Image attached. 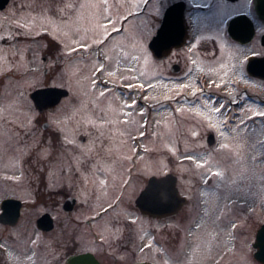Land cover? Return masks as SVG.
Returning a JSON list of instances; mask_svg holds the SVG:
<instances>
[{
  "label": "flooded vegetation",
  "instance_id": "af4514ba",
  "mask_svg": "<svg viewBox=\"0 0 264 264\" xmlns=\"http://www.w3.org/2000/svg\"><path fill=\"white\" fill-rule=\"evenodd\" d=\"M30 1L24 0V3L21 4L23 9H26L25 18H27L28 23L26 28L18 26L22 23L19 22L21 21L20 19H15V15L11 16L10 14V16L3 19L4 21L11 20L14 23V30L11 32L12 34L4 32L0 33V36L11 35V37H16V39L10 40V38L0 42V49L4 48L5 45L10 47V49L13 47L10 57L3 56L5 52L3 54L0 52V56L4 60L7 58L9 62L13 63L10 69L3 70L0 62V95L2 94L1 85L8 84L6 76H9L11 77L9 78L11 82L9 81L10 84L8 85L14 86L16 91L14 94L11 92L10 96H16L18 99L26 101L30 98L32 102L33 92L26 84L27 77H30L33 68V44H31L33 35L31 34L32 19L30 14L33 13V9L32 7L24 6L30 4ZM123 1L124 3H116V0H108L107 8H111V5L115 6L116 10H118L117 15L133 13L129 17V21L123 24L122 34H113L115 39L109 38L105 42L106 48L104 45H99V47L105 48V53L110 58L108 60L96 55L98 46L92 43L97 38V35L100 34L96 29L101 24L102 18H98L96 13L103 11L102 0H71L76 5L75 9H68L64 13H53L44 9V13L46 10L48 15L46 21L51 28L45 31L41 30L42 33L39 36H35L39 37L38 40H43L44 51L40 58L37 57V61L42 63L43 74L47 76L50 68H56L59 81L66 80L69 83L66 87L63 85V87L68 89L69 93L67 95L64 94L58 102L57 107L63 106V109L56 113L57 118L64 121L62 127L65 128L70 138H73L85 151L92 137L81 136L82 134H80V125L78 123L80 115L79 102L86 96L83 89L76 92L75 83L72 88L69 86L75 80L72 72L74 67H79L82 63H88L94 67H92L89 77L90 90L92 91L90 95L96 94L98 98L88 100L90 104L93 103L92 105L95 106V109L90 111L91 120L97 121L96 118L98 119L100 113L97 111H101L104 117L98 122L106 121V117L112 115L109 114L110 110L113 109L110 113L116 115L117 104H123V102L124 104H131L133 100L136 101V106L129 109L132 115L125 119L121 118L122 122L128 121V123L123 122L125 136L122 138L130 136L129 145L125 144L126 141L120 144V151L124 154L120 157L125 160L123 162L125 167L123 168V164L121 165L123 173H116V169L112 166L114 158L87 156L89 155L88 153L87 155L81 153L80 166L73 159L71 151L61 149L59 144L56 143L55 137L57 133L52 132L51 127H49L48 131L44 130L45 124L50 125L48 120L43 122L40 136L47 138L51 135L55 147L50 150L51 155L47 159L38 156L35 151H29L24 146V143L20 141H12L8 146H0L1 150L7 148L6 151L9 154L7 157L0 156V241L7 246L4 254L0 255V264H66L70 256L79 254L80 242L78 241L77 233L74 235V232L69 229L72 227L71 224H78L77 217L79 214L76 211V207L79 195L85 193L91 197L95 196L97 192H101L104 195L117 193L120 197H124L130 187L129 181L139 175L138 169L142 166L144 159V157L140 156L141 153L147 152L148 144L153 139V141L156 139V124L151 119L155 118L156 113H159L162 110L161 108L164 107L163 109H168L170 113L168 119L176 122L179 119L178 117L184 118L186 116V113L183 112L187 111V107H192L196 99L201 95L197 93V96L194 97L191 89H181L179 88L180 84L202 86L204 96L208 95L209 88L220 85L217 87L218 91H216L217 99L220 101L227 102L244 94V99L249 104H256L258 100H261L262 104H264V95L257 100V97L262 96V94L257 93L258 87L256 84L264 82V20L260 18L257 8L258 3H256L258 0H219L220 7L216 9L215 16L210 14V9L214 3H217V0H147L146 3L145 0H130V3L128 0ZM154 1H156V12H153L152 15L156 16L154 17L156 20V57L151 49L148 51L149 53L145 52L142 29L136 28L131 24L134 20L137 23L138 18H142V15H144L147 6ZM10 2L11 0H9ZM16 3H20L19 0ZM8 4L3 9H6ZM119 4L122 5L121 8ZM206 4L208 5L207 7H205ZM97 5H99L98 9L95 7ZM171 7L173 9L170 21L172 26H176V29H163L166 14ZM3 9L0 8V10ZM228 13H232L231 18L224 23H220V18ZM241 16L244 18L242 22L236 24L235 28L231 30L232 20ZM116 27H121V25L116 24ZM248 27H253V31L244 35V41L240 40V37L237 38V35L244 33V31L246 32ZM168 33H172L174 39L170 38L167 35ZM7 42L10 45H7ZM79 43H88L92 47L88 51H71L73 47L79 48ZM169 43H172L171 46ZM139 50H142L141 53L147 56V60L142 59L141 65H139V61H133L130 65H127L125 62L126 57L123 53H127V57H131L135 56ZM101 62L104 63L106 71L103 75H96L97 83L93 88V73ZM154 64L156 68L151 67ZM129 67H132L134 71H127L126 69ZM146 68L148 69L147 73ZM107 71H114L115 75L109 77ZM83 76L82 74L79 79ZM87 77L84 76L81 80H87ZM121 77H128V79H121ZM132 77H136V79ZM155 79L156 83L154 82ZM244 79L252 82L246 84L243 82ZM145 81H149L146 84L154 83V87L161 83L172 84L177 88L178 92L170 94L169 97H174L173 99H164L165 102L159 99L150 104V101L145 99L146 93L154 87L129 89L125 86L129 83L145 84ZM213 81L215 83H211ZM76 83L79 84L80 81ZM46 86L48 85L46 84ZM105 89L108 90L106 95L100 97L99 92ZM240 90L244 92L241 93ZM213 92L212 90L209 93L212 94ZM21 93L23 94L22 96L20 95ZM104 104L107 110L109 107V112H106L107 110H105L104 106L103 108L101 107ZM144 108H146L147 112L143 110ZM178 108H183L184 110L177 111ZM141 110L144 112L143 115H139ZM236 110V107L233 106L232 111L235 112ZM45 111H48V109L39 110L40 113ZM138 116L142 119H133V117ZM217 116L222 119L221 114H217ZM228 119L231 121V113L228 114ZM142 123L146 125L143 128L141 127ZM31 127V125H28L26 131ZM93 128L95 129L93 131L96 138L102 137L99 140H104L99 149L105 150V152L110 151L111 149L108 147L110 142H108L107 138L109 134H106L107 136L105 134H102L103 136L97 135L99 132L106 133L104 124L101 123L98 127L96 125ZM208 131L212 133V138H214V142L210 145L216 144L217 137L213 133L217 130L211 128ZM140 132H144L142 137ZM150 138L153 139L149 141L148 139ZM116 158L119 159L118 157ZM7 171H16V176L9 175ZM175 175L178 177L177 187L180 195L186 201L175 215L169 216V219H176L178 216L185 219L188 223L185 228L187 232V229L190 230L188 226L192 220L197 218L199 212H201L206 199L203 198L205 195H202L199 187L189 189L186 193L182 189L183 187L180 186L179 176ZM16 177L18 178L16 179ZM139 177L142 178V176ZM146 178H143V180H146ZM150 178H147L145 185L142 180L143 186L139 189L140 193L146 187ZM136 199L129 201L128 204L127 202L124 203L125 206L123 207L124 212L130 211L132 214L137 215L134 223L132 222L133 219L127 221L134 226L128 238H134V240L131 244L127 243L124 246L132 254V261L126 262V264H132L133 262L160 264L153 260L154 257L151 259V255L147 256L146 259L138 257L141 252L140 249L144 247V245L140 246L138 238L141 237L140 234L144 231L146 219H151L155 223L165 219L145 216L137 206ZM123 200L124 198L114 200L113 203L109 204L112 205L111 208L107 205L104 208L108 209L107 212H103L100 209L97 216L99 220L107 221L111 217L110 215H113V212L120 208L119 206ZM193 200L194 207L190 205L189 210L186 211L184 208L188 207ZM208 200L212 205L210 199ZM254 202L255 198L253 202L249 200L250 208L247 210L243 208L247 217L242 216L239 206L231 204L230 208H226L229 205L221 206L220 204L213 211L208 210L206 218L213 227L216 223H218L216 225H221L222 227L230 224L226 228L228 229V237L230 240L234 238L232 242L233 244L236 243L235 245L238 247L239 242L237 243L235 236L239 234L241 229L240 220L244 218L249 221L253 218V214L256 212L252 206ZM238 207L240 209H237ZM226 216H229L228 220ZM217 217H219L218 220ZM98 218L90 217L85 220V224L88 227L87 230L95 237H100L102 234L100 225L96 224ZM40 222L42 227L39 226ZM232 223L236 225L235 228L231 227ZM153 227L154 232L149 233H151L153 240L156 234L155 245L160 247L165 254L172 256L171 260L174 261L186 251V236L182 237L179 232L170 238L174 242L172 240L164 242L161 238V231H159L157 226ZM180 238L183 240H181L182 244L178 248L179 243H181ZM137 239L138 241H136ZM255 239L251 243L249 252L245 254L233 253V257H228L227 264H242L245 259L247 264H264L255 256ZM33 240L35 241L34 243ZM99 243L103 242L100 241ZM162 243L164 246L161 245ZM34 247H39V255L33 256L31 260L22 258L25 248L30 250L29 253H32V248ZM237 251L240 250L237 249ZM101 254L104 257L107 255L104 251ZM239 256H242V258H238ZM128 258L131 257L128 256Z\"/></svg>",
  "mask_w": 264,
  "mask_h": 264
},
{
  "label": "rangeland",
  "instance_id": "374dc122",
  "mask_svg": "<svg viewBox=\"0 0 264 264\" xmlns=\"http://www.w3.org/2000/svg\"><path fill=\"white\" fill-rule=\"evenodd\" d=\"M17 0H11V2L8 4L6 9L0 10V33L6 32L8 34H12L11 32L14 30V23L11 20L4 21L3 19L7 18L8 16L15 15V19H20L22 24H28L26 16V9H23L24 0H19L20 3H16ZM116 3H124L123 0H116ZM31 4V1H30ZM120 8L122 7L121 4H119ZM125 6V5H124ZM97 9L99 8V5L95 6ZM136 7V5H134ZM156 1L149 4L146 8V11L144 15H142V18H138V21L136 23V20L133 21L132 26L136 28L142 29L141 33L143 34V42L145 45V52L150 51V41L153 39V37L156 35V20L154 19L153 12H156ZM33 13L31 14L32 19V35H33V41L31 44H33V68L32 73L30 74V77H27V86L32 89V92L39 88L49 87V86H56L65 88L68 86L69 83H67L66 80L60 82L58 78V72L56 68H50L49 72L47 73V76L43 73V66L40 61H37V57H41L42 53L44 51L43 48V40H38L39 36L42 31L49 30L51 27L49 23L46 21L48 15L43 10H41L39 7H32ZM109 13L112 15L113 18L118 14V10H116V7L111 5V8L108 9ZM131 11V10H130ZM45 14V15H44ZM47 15V16H46ZM107 14L104 13V11H99L96 13V16L99 18L101 17V24L105 23V16ZM11 18V17H10ZM13 19V18H12ZM26 19V21H25ZM52 22V21H51ZM100 24V23H98ZM16 29V28H15ZM11 38V35L6 36ZM12 40V38L10 39ZM7 45H10V43L7 42ZM4 47V46H2ZM13 47L10 49V47H5L0 49L1 54L3 56H8L12 54ZM152 51V50H151ZM142 50H139L135 54V56H141L143 57L144 54L141 53ZM149 53V52H148ZM143 59V58H142ZM139 60V65H141V60ZM153 60V59H152ZM0 62L2 63L3 70L10 69L13 65V63L7 60H4L0 56ZM125 62L127 65H130L133 61L130 59V56H128L125 59ZM92 65L88 63H82L79 67H74L72 72L75 76L74 82H70L69 85L71 88L73 84H76L77 90L76 92L80 91V89H83L84 94L86 97L82 99L80 103V115H79V125H80V134L81 136H91L90 144L86 146V151L88 148H91L92 151L87 152L89 155L87 156H104L107 158H114V161H112V166L116 169V173L120 174L122 172V164L123 168L125 160L120 157L124 154L120 151V144L125 142V144L129 145L130 143V136L126 138H122L125 136L123 126L124 123L121 121V118L125 119L128 118V116H125V112H130L129 109L124 107L123 104L119 103L117 104V110L116 115L112 112V110H108L104 105H101V107L105 108L107 110L106 112H109V115L106 118V121L98 122L100 121L104 115L101 111L98 115L97 121H94L95 124H104L106 127V133L99 132L97 135H106L108 138V142H110V151L105 152L103 151L100 146L102 145V142L104 140H99L96 138V135L93 130V125H90L86 123V121L91 120L90 117V111L95 109V106H93V103H89L88 100L92 98H98V96L90 95L92 91L90 90V84H89V77L90 72H92ZM151 67L156 68V65H152ZM94 68V67H93ZM148 72V69L146 68V73ZM82 74L84 76H88L87 80L79 79ZM7 83L10 84L11 80H9V76H6ZM156 78V76H155ZM89 79V80H88ZM10 81V82H9ZM24 81V79H22ZM80 83H76L79 82ZM151 81V80H149ZM149 81H145V84ZM156 83V79L154 80ZM244 83L249 84L252 81L248 79L243 80ZM8 84H2V94L0 95V146H8L10 142H28L29 144L32 143L31 139L24 135V132L26 131V127L29 125L28 121L30 118L35 117L34 121V127L31 128L36 131L37 136L39 137L42 131V124L44 121L48 120L51 126H54L52 122L54 120L63 121L62 119L57 118V112L61 109H63V106L57 107L58 103L54 106L48 107V111L45 112H39V109H37L34 105V102L30 100V98L26 100H20L16 96H10L11 92L14 94L16 91L14 90V86H9ZM46 84L48 86H46ZM154 84V83H153ZM258 90L257 93L262 94V96H258L257 100L262 98L264 95V82L256 83ZM63 85L65 87H63ZM245 85V84H244ZM69 88V87H67ZM214 91L212 94L209 93L211 91ZM216 91H218L217 87L209 88L208 89V95L212 97L214 100L220 101L217 99ZM241 93H243V90H240ZM178 92L177 88L174 87V85H167V84H159L155 85L154 88L149 90L146 93V100L152 102L161 99L162 102H165L164 99L166 96H170L171 93ZM223 102V101H220ZM262 104L261 100H258L256 105ZM29 108L32 109V111H29ZM162 107L161 111L159 113H156L155 118L151 119L154 121V124H156V139L153 141V138L148 139L149 141L152 140L150 144H148V147L146 148L147 152L141 153V157H144L142 166L138 169V174L136 175L135 179L130 180V187L128 188L127 193H125L124 197H120L117 195V193H107L112 195H104V193L97 192L95 196H87L85 193H81L78 197V204L76 207V211L78 212L77 222L78 224H71V228H69L73 234L78 236L79 244V252L85 253V252H91L94 254L100 262L103 264H126V262L132 261V254L129 249H125V245L131 244L134 238L130 239L128 236L130 235V232H132V228L134 226L130 225L131 222H127L129 219L136 220L137 215L132 214V212H124V206L127 202L135 200L137 196L139 195L140 191L139 189L143 186V178L154 176H162L168 173L177 174L179 176L180 186L183 187L182 189L187 193V190L193 189V188H200L202 195H205L204 193L207 192L208 194L205 195L203 198L206 199L205 204L203 205L201 212H199V215L197 218L192 220L190 225V230L187 229V232L185 231L186 225L188 224L185 219H182V217L178 216L176 219L170 220L169 217H165L160 221L159 223L153 222L151 219L145 220V228L144 231L136 241H138L141 245L145 246L146 244H151L152 247L148 250H145L143 252H140V255L138 257L146 259L147 256L151 255V259H154L160 264H227L228 257H233V253H246L251 250V243H253L255 239V234L257 230L261 227V223L264 221V166L257 167L255 169V175L252 176V164L249 157L253 155L249 144L250 142L247 140H234L231 136H229L228 139H224L220 136L219 131L214 132L217 137V143L214 145H210L208 143V136L212 133L208 131V129H211L207 126V123L205 120L198 115H195L194 112L190 111L187 107V111L183 112L186 113V116L178 117V121H170L169 116L170 113L168 109H163ZM44 109V110H47ZM143 110L146 111V108ZM147 112V111H146ZM188 112V115H187ZM204 115H211L214 120H219L220 117L217 116V114H209L204 113ZM38 118V120H37ZM134 120L136 119H142L140 116L133 117ZM150 120V121H151ZM93 121V120H92ZM230 121V120H229ZM64 122V121H63ZM64 124V123H63ZM152 124V123H150ZM95 125V126H96ZM122 127V128H121ZM101 129V128H100ZM98 129V130H100ZM28 130V129H27ZM141 131V129H139ZM103 131V130H102ZM196 131L199 133L198 136L192 137L191 132ZM9 133H15L16 139L10 140L9 139ZM69 135V134H68ZM102 135V136H103ZM122 138V139H121ZM222 143H228L230 145V149H221L220 145ZM239 145L240 148V154L243 156L244 160L243 163L245 164L247 171L244 173L246 175H251L252 178V184L254 187L251 189L250 194H246V200H240L239 202L232 203L235 206H239L241 208V214L247 217V214L245 213L246 208L249 209V200H254L253 203V209L256 211L255 214H253V218L249 221L247 219L242 218L240 221L241 223V229L239 230V234L235 237L237 238V243L239 242V246L237 247L235 244H233L232 239L228 237V229L227 226H221V225H214L212 226L211 222L206 218V212L208 210L213 211L218 206L225 205L228 206V202L224 201L220 198L222 189H212L214 187V183L217 180L216 177H211L208 181V184H204L202 180V173L204 172V169H196L189 161L183 160L182 157L189 154V153H196V154H202L206 152H210V160L212 162H215L219 168H223L225 170L226 176L228 177H234L241 174V165L235 163L236 155L234 151L231 149L234 148L236 145ZM112 145V146H111ZM85 148V147H84ZM169 148H172L173 151H169ZM109 149V148H108ZM7 148L0 149V156L7 157L9 154L7 153ZM96 150V152H95ZM11 155V154H10ZM118 157L119 159H117ZM119 162V163H118ZM81 163V162H80ZM78 163L80 166L81 164ZM118 163V164H117ZM9 172V171H7ZM9 175L16 176L15 172H9ZM138 176V177H137ZM139 176H142L140 178ZM18 177H16L17 179ZM146 178V180H147ZM146 180L144 179V185L146 184ZM16 182V181H15ZM203 185V186H202ZM215 191V195H212L211 193ZM191 192V191H190ZM263 195V196H261ZM211 196V197H208ZM124 198L122 203L120 204V208L117 211L113 212V215H110L111 217L107 219V221H102V219L99 220L97 217L99 215L100 209H104L107 205L110 203H113L114 200ZM194 198V197H193ZM212 202H209V200ZM194 207V200L189 204L188 207L184 208L186 211L189 210V207ZM237 209H240V208ZM226 208H230L226 207ZM179 211V210H178ZM177 211V212H178ZM193 212V211H192ZM201 213V215H200ZM205 213V214H204ZM204 214V215H203ZM93 217L98 218L97 223L101 227V236L95 237L91 234L90 231H88V227L85 224V220L88 218ZM229 216H226V219L228 220ZM117 219V220H116ZM224 220V219H223ZM155 224V225H153ZM264 224V222H263ZM262 224V225H263ZM157 226L159 231H161V238L163 241L168 242L171 241L170 238L173 237L174 234H180L182 237L186 236L187 240V247L186 251L182 253L178 258L171 260L172 256L165 254L164 251L160 249L154 241L156 240V234L155 239L153 240V237L151 235L154 227ZM116 229H119L117 232ZM189 230V231H188ZM154 232V231H153ZM156 233V232H155ZM72 235V234H71ZM34 236V235H33ZM116 237H119L117 239ZM183 240L180 238V242ZM103 243H99V242ZM135 241V242H136ZM156 242V241H155ZM174 242V240H172ZM236 242V240H235ZM99 243V244H98ZM182 244L179 243L178 248ZM164 246V244H161ZM235 245V247H234ZM240 251H237V249ZM32 253H29L30 250L25 248L24 253L22 254V258L28 259V256L31 255L32 257L35 255H39L40 249L39 247L32 248ZM77 249V250H78ZM147 249V248H146ZM236 249V251H235ZM21 250V249H20ZM103 251L105 254H107L105 257L103 254ZM162 255H161V253ZM235 251V252H234ZM145 252V253H144ZM79 253V254H80ZM19 254V251H18ZM143 255V256H142ZM130 256L131 258H128ZM128 258V259H127ZM238 258H242V256H239ZM247 264L246 259L242 264Z\"/></svg>",
  "mask_w": 264,
  "mask_h": 264
},
{
  "label": "snow or ice",
  "instance_id": "6c2138e0",
  "mask_svg": "<svg viewBox=\"0 0 264 264\" xmlns=\"http://www.w3.org/2000/svg\"><path fill=\"white\" fill-rule=\"evenodd\" d=\"M130 3V0H128ZM147 0H145V3ZM108 0H102V7L105 14V23L100 24L97 26L96 31L100 33L97 35V38L93 40V44L97 45L96 49V55L101 56L104 58V60L110 59L106 53L105 48L107 47L106 41L109 40V38L115 39L116 35H120L123 33V24L127 23L129 21V17L133 15V13L129 12L127 15H117L115 19H113L112 15L109 13V10L107 8ZM25 7H39L41 10L47 9L53 13H64L68 9H75L76 5L71 2V0H31V4L24 5ZM138 6V5H137ZM208 5L206 4L205 7ZM220 7L219 0H217V3H214L212 5V8L210 9V14L215 16L216 15V9ZM254 15V13H253ZM232 16V13H228L227 15L220 18V23H224L226 20L230 19ZM116 24H120L121 27H116ZM21 28H26L27 24H20L18 25ZM110 29V30H109ZM18 35V34H17ZM12 39H16V37H11ZM9 39V37H3L0 36V42H3L5 40ZM99 45H104L105 48L99 47ZM92 45L88 43H79V48L73 47L71 51H88L89 48H91ZM17 51H19L17 49ZM123 55L127 58V53H123ZM147 60V56L144 55L141 56H131L130 59L132 61H139L140 59ZM129 72L134 71L132 67H129L126 69ZM105 65L103 62L99 64L98 67L95 68L93 73V79H92V86L95 87L97 83V79L95 78L97 74L103 75L105 73ZM107 75L109 77H112L115 75L114 71H107ZM136 79V77H132ZM121 79H128V77H121ZM211 83H215L214 81ZM129 89L134 88H152L154 87L153 84H127L125 85ZM220 85H217L219 87ZM179 88H189L192 91V95L194 97L197 96V93H200L201 95L196 99L194 104L191 108H189L190 111L194 112L195 115L201 116L205 122L207 123V126L213 129H216L219 131V134L222 138L228 139L229 136L232 137L234 140H247L250 142L249 147L254 153L249 157L252 164V176L255 175V169L257 167L264 166V104L256 105L254 103L249 104L247 100L244 99V94H241L239 97L230 99L227 102H220L217 100H214L210 96H204L203 95V87L202 86H194L193 84H180ZM108 90L105 89L103 91L99 92L100 97H104L106 95V92ZM23 95L22 93L20 94ZM231 95V93H229ZM174 97H168L166 96L165 99H173ZM243 101V103H241ZM39 105H37L38 107ZM136 106V101L133 100L131 104L125 103L124 107L131 109ZM236 107V111H232V107ZM183 108H178L177 111H183ZM29 111H32L31 108H29ZM209 114H221L222 119L214 120L211 115H204V113ZM231 113L232 119L229 121L228 114ZM250 113V115H249ZM143 110L140 111L139 115H143ZM125 116L132 115L131 112H125ZM34 121L35 117H32L29 119L28 124L32 125L34 127ZM124 123H128L127 120L123 121ZM63 121L54 120L52 124L54 126H50L45 124L44 130L48 131L49 127H51L52 132L57 133L55 137L56 143L59 144L60 148L66 151H71L73 154V159L77 162H81V153L84 155H87V152L92 151L91 148H88L87 151H85L81 145H78L73 138H70L68 133L66 132L65 128L62 127ZM86 123L95 126V122L92 120L86 121ZM145 123L141 124V127H145ZM24 135H27L32 143L28 144L27 142L24 143V146L29 151H35L38 156L47 159L48 156L51 155V149L55 147V144L53 142V137L50 135L47 138H44L42 136H37L36 131H34L32 128H29L27 132L23 133ZM144 135V132H140V136L142 137ZM199 133L196 131L191 132L192 137L198 136ZM9 139L14 140L16 139L15 133H9ZM70 146V147H69ZM221 149H230V145L228 143H222L220 145ZM234 151L236 155L235 163L241 165V174L234 176V177H228L226 176L225 170L223 168H219L218 165L215 162H212L210 160L211 153L206 152L202 154H196V153H189L182 157L183 160L189 161L196 169H204V172L202 173V180L204 184H208V181L211 177H216L217 180L214 183L215 189H222V193L220 198L224 201L228 202V205L230 206L232 203L239 202L240 200H246V194H250L251 189L254 187V185L251 183V176L244 174L247 171V168L245 164L243 163V156L240 154V148L237 144L234 148L231 149ZM169 151H173L172 148H169ZM103 183V181H101ZM205 195L208 193L205 192ZM212 195H215V191L211 193ZM145 197L154 199V200H167L170 199L171 193L166 190L159 187L153 188L149 187L145 193ZM112 205H109V208H111ZM103 212H107L108 209H102ZM219 217H217V220ZM135 222L134 220L132 221ZM232 228H235L236 225L234 223L231 224ZM118 232L119 229H116ZM119 239V237H116ZM35 241L33 240V243ZM152 247L151 244H146L144 247L140 249L141 252L145 251V249H150ZM7 250V246L4 244V242L0 241V255H3L4 252ZM28 259L31 260L32 256L29 255ZM167 264V262H166Z\"/></svg>",
  "mask_w": 264,
  "mask_h": 264
},
{
  "label": "water",
  "instance_id": "95a60500",
  "mask_svg": "<svg viewBox=\"0 0 264 264\" xmlns=\"http://www.w3.org/2000/svg\"><path fill=\"white\" fill-rule=\"evenodd\" d=\"M9 0H0V8L3 9ZM256 3H258V10L260 13V18L264 20V0H258ZM172 7L168 10L166 14V19L163 25V29H176V26H172V22L170 21V15L172 13ZM244 18L237 17L234 20H232L230 29L233 30L236 24L242 22ZM253 27H248L246 32H242L240 35H237V38L244 41V35H247L246 33L253 31ZM167 33V32H166ZM170 38L174 39L172 37V33L167 34ZM156 35L153 37V39L150 41L149 49L152 50L153 55L156 57ZM174 43V42H172ZM172 43H169L170 46ZM168 46V47H170ZM69 93L68 89L56 87V86H49L44 88H39L35 90L32 93V100L34 102V105L37 109L40 111H43L44 109H47L50 106L56 105L61 98ZM37 105H39L37 107ZM209 143L212 144L214 142V138L211 136L208 137ZM177 176L172 173H168L162 176H152L146 185V187L141 190L142 192L136 199V204L142 211V213L145 216L150 217H158V218H165L172 215H175L177 211L181 208V206L185 203L186 199L180 195V192L177 187ZM159 187L162 189H166L171 193L170 199L167 200H154L148 197L144 196L145 191L149 187ZM41 222L39 223V226H41ZM42 227V226H41ZM256 239L254 242L255 246V256L256 258L264 263V224L261 225V227L258 229L257 234L255 235ZM66 264H102L100 260L91 252H85L80 254L72 255L68 258ZM132 264H148L146 262H133Z\"/></svg>",
  "mask_w": 264,
  "mask_h": 264
}]
</instances>
